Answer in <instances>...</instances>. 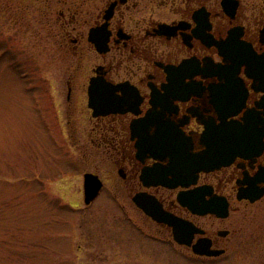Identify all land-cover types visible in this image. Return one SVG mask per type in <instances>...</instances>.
<instances>
[{
  "label": "flooded vegetation",
  "instance_id": "flooded-vegetation-1",
  "mask_svg": "<svg viewBox=\"0 0 264 264\" xmlns=\"http://www.w3.org/2000/svg\"><path fill=\"white\" fill-rule=\"evenodd\" d=\"M90 1L64 0L66 7L58 10L60 46L77 63L89 56L92 61L90 73L81 75L79 63L69 72L67 107L62 109L72 115L71 109L80 107L79 94L88 96L92 77L115 87L109 109L100 104L95 116L87 97L89 114L84 118L91 123L89 134L98 149L106 145L121 177L113 185L125 183L129 191L130 203L115 198L117 205H134L144 215V227L162 228L169 235L161 238L189 257L219 260L230 248V215L194 214L180 204L178 193L206 186L212 191L206 198L225 196L231 212L264 199V194L256 201L238 198L240 188L264 187V133L255 128L264 123V79L253 70L257 56L264 54V0ZM91 29H97L95 41L89 38ZM228 122L251 126V133L239 135V152L230 162L195 171L201 162L212 161L200 158L193 164V157L213 150L228 156L231 149L221 133ZM157 166L176 186L155 184L157 176L142 179L143 171ZM182 169L193 170L194 177L181 176ZM138 192L154 196L165 211L202 228L205 233L196 234L194 242L204 236L225 253L199 256L177 244L172 227L136 205Z\"/></svg>",
  "mask_w": 264,
  "mask_h": 264
},
{
  "label": "rangeland",
  "instance_id": "rangeland-1",
  "mask_svg": "<svg viewBox=\"0 0 264 264\" xmlns=\"http://www.w3.org/2000/svg\"><path fill=\"white\" fill-rule=\"evenodd\" d=\"M65 5L0 0V264H264V199L231 212L230 248L207 261L172 247L162 228L144 227L134 205H117L129 191L113 185L111 155L89 134L87 94L65 115L66 80L79 63L60 46ZM89 58L81 75L91 72ZM85 171L105 181L90 204Z\"/></svg>",
  "mask_w": 264,
  "mask_h": 264
},
{
  "label": "water",
  "instance_id": "water-1",
  "mask_svg": "<svg viewBox=\"0 0 264 264\" xmlns=\"http://www.w3.org/2000/svg\"><path fill=\"white\" fill-rule=\"evenodd\" d=\"M95 31L96 29H92L90 32V40H95ZM253 70L256 71L259 75L262 76V79H264V55H260L259 59L255 61L253 64ZM114 88L109 84H98L97 78L93 77L90 83L89 87V95H90V106L94 108V114H98V104L101 103L105 109L108 107L109 103L112 100V95L110 94ZM264 105V104H263ZM108 111V110H106ZM105 111V112H106ZM259 118V116H258ZM263 120V118L261 117ZM262 123V122H261ZM256 130L258 132L264 133V123H262V128L260 130L257 129V126H255ZM251 126H239V124H232L229 122L224 126V131L222 130L221 133H224V135L227 136V146L229 149L228 156L225 154H222L219 151L213 150V152L208 155L211 156H199V157H193L191 162L193 164L198 163L200 158L203 161H206V158H211L212 164L208 165L209 162H201L202 168L209 169V168H215L220 166L221 164H224L225 160L228 159L226 162H230V160L233 158L234 155L239 152L236 149V146H239L241 141L239 138L240 134H248L251 132ZM171 132V131H170ZM169 132V133H170ZM168 133V132H165ZM156 156V155H155ZM187 159L191 158L190 156L187 157ZM216 161V162H215ZM185 164L186 161H185ZM199 168L195 169L198 170ZM190 171V172H188ZM157 176L160 177L155 184H164L166 186H176V184H171L169 181L166 180V174L161 171V167L157 166L154 169H147L143 172L142 178L144 179L146 176ZM181 176L186 177H194L193 170L185 169L180 171ZM188 184V183H183ZM102 181L98 177V175L87 172L84 175V194H85V202L89 204L100 192V189L102 188ZM211 190L208 189L206 186L197 187L193 190L188 191H181L178 194V199L181 202V204L189 207L194 213L198 214H207V213H215L216 215L220 217H226L229 215V204L225 197H218L213 196L210 199H206L205 195L210 194ZM264 193V188L261 189H255V188H248V189H240L239 191V198L243 197H249L252 201L260 198ZM134 200L140 206L144 209L146 213L151 215L154 219H156L158 222L168 224L173 227V235L174 239L178 241L180 244H186L189 246H192L193 251L196 254L200 255H219L224 252L223 249H214L211 248V240L208 238H200L198 242L192 244L193 237L195 233H202L204 232L202 229L197 227L193 222L186 220L182 217L176 216L174 214H171L169 212H166L163 209L162 204L156 200L153 196L145 193L140 192L135 197Z\"/></svg>",
  "mask_w": 264,
  "mask_h": 264
}]
</instances>
